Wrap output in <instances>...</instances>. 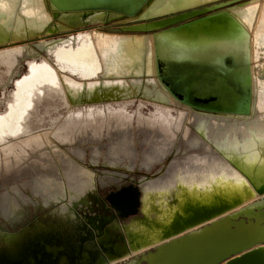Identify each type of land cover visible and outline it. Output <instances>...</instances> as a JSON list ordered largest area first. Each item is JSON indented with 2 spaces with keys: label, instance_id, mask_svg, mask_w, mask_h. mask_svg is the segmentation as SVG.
Returning <instances> with one entry per match:
<instances>
[{
  "label": "bare ground",
  "instance_id": "1",
  "mask_svg": "<svg viewBox=\"0 0 264 264\" xmlns=\"http://www.w3.org/2000/svg\"><path fill=\"white\" fill-rule=\"evenodd\" d=\"M218 1L0 0V46L38 38L45 30H82L39 45L56 68L43 58L27 61L26 72L0 99V188L22 181L43 195L44 189L60 186L57 164L66 181L83 182L79 167L57 144L78 159L88 148L92 163L148 171L181 149L159 182L169 187L177 181L198 187L238 182L242 173L262 184L264 2L155 36L124 39L86 29L121 20L109 9L139 8L128 21L163 18L131 27L146 32L178 24L205 10L196 8ZM25 54L22 48L0 51V84L18 73L14 67ZM136 97L152 108L143 103L131 108ZM182 99L200 108L249 114L196 110ZM66 104L71 109L63 115Z\"/></svg>",
  "mask_w": 264,
  "mask_h": 264
},
{
  "label": "water",
  "instance_id": "2",
  "mask_svg": "<svg viewBox=\"0 0 264 264\" xmlns=\"http://www.w3.org/2000/svg\"><path fill=\"white\" fill-rule=\"evenodd\" d=\"M109 10L122 19L140 9ZM180 102L210 113L249 114ZM57 146L79 167L83 182L66 181L57 164L60 186L43 195L22 181L1 187L0 264H264V182L256 186L241 172L238 182L169 187L159 182L181 149L148 171L92 163L88 148L78 159Z\"/></svg>",
  "mask_w": 264,
  "mask_h": 264
},
{
  "label": "rangeland",
  "instance_id": "3",
  "mask_svg": "<svg viewBox=\"0 0 264 264\" xmlns=\"http://www.w3.org/2000/svg\"><path fill=\"white\" fill-rule=\"evenodd\" d=\"M254 1L264 2V0H220V1L212 3V4H208L207 6H201L199 8H196V10L197 9L198 10H204L205 9V10L201 11L195 15H191L189 17L184 18L185 20H182V22H180L178 24L170 25V26H164V27H160L158 29H150V30H147L146 32L145 31L141 32L139 30H133L131 27L143 25V24H148V23H151L154 21H159V20H162L163 18H158V19H154V20H141V21H134V20L128 21L127 18H122L121 20L111 21L109 23L102 24V25H99V24L90 25L86 29L89 31H98L100 33H106V34L113 35V36L119 37V38H124V39L125 38L135 39V38H140V37L155 36V35H158L160 33L175 30V29L180 28L182 26H185L187 24L206 19L209 16H212L216 13L221 12V11H225L227 9L234 8V7L239 6V5L248 4V3L254 2ZM190 12H191V10L187 11V13H190ZM81 31L82 30H75V29L70 28V29H67L63 32H53L51 34L44 32V33H42L40 38L38 37V39H35L32 41L14 42V44H12L11 46L6 45V44L3 46H0V51H4L7 49H13V48H22V49L26 50L25 56L23 58H20L18 60V63H16V66L14 67L15 71L14 70L13 71L18 72V73L14 74L10 78L8 83H4V84L1 83L0 84V99L2 98L3 95H7V93L12 90L13 83L16 80H18L19 77L26 72V70H27L26 62L27 61L37 62L40 60V58H43V59H46L47 62L52 64L53 67H55L54 63L51 62V60L46 55L44 50L40 49L38 47L39 44H41L42 42L43 43L44 42H46V43L51 42V41H54L57 39H63L64 40L70 36L76 35L77 33L81 32ZM46 35H48V36H46ZM129 103H131V105H130L131 108H136L139 103L145 104V107H147L148 109L152 108L149 102H147L145 99H140L139 97H136L133 100H130ZM3 106L4 105H2L0 107V111L3 110ZM145 107H143L144 110H145ZM69 109H71L70 106L66 104L64 106V108L61 109V111H63V115L66 114ZM41 131H43V129L40 130L39 132H41Z\"/></svg>",
  "mask_w": 264,
  "mask_h": 264
}]
</instances>
